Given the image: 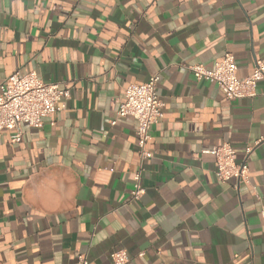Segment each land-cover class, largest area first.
Wrapping results in <instances>:
<instances>
[{"label": "crops", "instance_id": "0c3cea01", "mask_svg": "<svg viewBox=\"0 0 264 264\" xmlns=\"http://www.w3.org/2000/svg\"><path fill=\"white\" fill-rule=\"evenodd\" d=\"M225 52L239 78L264 62V0H0V84L34 71L70 92L0 132V264H264V80L228 99L188 68ZM153 74L163 117L132 200L136 121L116 111ZM223 142L249 184L216 179Z\"/></svg>", "mask_w": 264, "mask_h": 264}, {"label": "built area", "instance_id": "2783aa9c", "mask_svg": "<svg viewBox=\"0 0 264 264\" xmlns=\"http://www.w3.org/2000/svg\"><path fill=\"white\" fill-rule=\"evenodd\" d=\"M196 80L215 83L228 99L252 97L256 94L257 83L264 80V62L257 60L250 74L239 78L234 56L225 52L214 61L213 68L200 64L188 66ZM158 74H153L145 82L130 83L124 89V98L120 102L116 117H132L136 121V147L139 167L133 173V186L130 191L132 200L143 193L141 167L145 159L151 156L148 143L151 139L150 126L163 117L164 104L158 97ZM68 89L60 88L56 82H44L34 71L25 74L14 72L0 84V132L13 130L11 140H19L20 126L25 124L37 128L44 117H50L58 110L62 98H68ZM52 123H54L52 121ZM112 124L115 120L111 121ZM260 140H257L258 143ZM251 147L246 148L248 153ZM215 157V177L220 182L234 179L237 183L249 184V168L245 161L236 162L234 148L226 142L215 146L211 151ZM254 196H259L252 187ZM259 215L264 222V203L260 205ZM128 256L123 249L111 253L109 264H126ZM80 264H87L84 256H79Z\"/></svg>", "mask_w": 264, "mask_h": 264}]
</instances>
